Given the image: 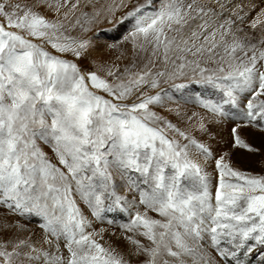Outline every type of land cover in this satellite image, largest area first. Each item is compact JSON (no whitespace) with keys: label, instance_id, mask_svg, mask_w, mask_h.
<instances>
[{"label":"snow or ice","instance_id":"6c2138e0","mask_svg":"<svg viewBox=\"0 0 264 264\" xmlns=\"http://www.w3.org/2000/svg\"><path fill=\"white\" fill-rule=\"evenodd\" d=\"M82 7L88 3H0V207L7 210L0 217L5 234L16 230L0 242V264H132V255L143 257L138 264H264V174L215 158L210 146L153 110L169 82L178 91L197 85L218 94L194 98L213 116L228 118L225 105L245 101L246 123L231 128L232 146L259 153L238 130L264 132V34L257 40L240 27L248 14L233 0H120L105 9L113 26L106 32L123 28L134 59L123 71L95 61L92 70L81 61L91 59L93 39L68 34L76 26L89 31L101 16ZM261 14L252 29L264 23ZM139 53L146 54L142 67ZM213 161L215 185L207 171ZM79 202L101 221L128 214L120 226L133 234L125 236L127 254L95 239ZM22 220L35 222L42 241L20 236Z\"/></svg>","mask_w":264,"mask_h":264},{"label":"rangeland","instance_id":"374dc122","mask_svg":"<svg viewBox=\"0 0 264 264\" xmlns=\"http://www.w3.org/2000/svg\"><path fill=\"white\" fill-rule=\"evenodd\" d=\"M7 3V5H15L17 3L23 5L26 3H30L31 0H0V3ZM75 2V0H72ZM88 3V7H82V10L88 13H93L94 11L101 12V16L98 18L96 22L89 26V31L84 32L79 26H76L71 29L68 33L69 35L84 39V38H92L94 43V48L89 53L91 59L83 60L81 63L84 66L95 70L93 66V61L97 64L103 63L106 66L113 67V70L123 71L125 66L130 65L131 61L134 59V52L132 48V44L130 41H125L124 37L126 36V32L123 28L106 32L108 29H112V25L108 24L104 19L105 9L108 5H118L120 4V0H82L83 3ZM127 3L128 0H125ZM132 3H135V0H131ZM143 2V0H141ZM234 4H241L243 6V11L240 13L244 15L247 13L244 24H241L240 27L244 29L245 32L249 34H254L258 39L261 38V35L264 34V23H260L257 25L256 29L251 28V22L257 18L258 14L261 13V9H264V0H233ZM255 4L256 7H252L251 5ZM95 5V7H93ZM127 9H120L116 12L115 17L113 19L119 18ZM76 15H79V11L76 12ZM228 15V13H226ZM260 20L264 21V14L260 15ZM0 23H4L3 17H0ZM13 30L14 29H9ZM97 34H99V38H97ZM119 41V43H117ZM39 43V41H34ZM115 45V46H113ZM47 50L53 51L50 47L45 46ZM56 54V53H54ZM59 55V54H58ZM145 53H139L137 57V63L139 67H142L146 60L143 59ZM62 58L74 59L70 54H66L62 56ZM159 67V70H163L162 66ZM154 71L156 68L153 69ZM102 78L108 79L112 82V78L108 77L105 72L98 73ZM180 81H177L179 83ZM161 88L163 89V93H167L164 98V102L161 106L154 107L153 110L156 111L159 115L166 117L173 124L179 127L182 131L187 132L191 136H194L200 142L210 146L212 151L215 154V158H219L220 156H224L225 161L229 162L232 167L237 168L241 171H246L251 174H264V132H260L257 129L249 126L248 128H242L238 131L240 135L247 143L250 145L257 147L260 149V152L257 154L248 153L246 150L234 148L233 138L231 136V128L235 126L236 123H246V121L242 120L241 117L243 113L241 112V108L244 107L245 101H241V108H230V106L225 105V108L228 109V118L213 116L211 113L207 112L202 107L198 106L197 103L194 102V98L199 94L203 93L204 95H218L215 93H211L210 89L202 88L197 85H189V89L187 92L178 91L171 86V82L162 83ZM160 91V89L156 90H148V94H155V92ZM162 93V95H163ZM104 95V93H99ZM107 98V97H106ZM260 99H264V97H260ZM201 122L205 125L206 131L200 130ZM169 138L180 139L178 136H175L174 133H168ZM182 143L185 141H181ZM46 152H49L51 155L50 149L45 147ZM228 153V155H225ZM201 162L202 158H201ZM215 163L211 162L207 171L212 174V183L216 184L218 179V174L214 171ZM119 183V181H117ZM214 191V189H213ZM120 195H127L129 200H132V194L128 193L126 189L121 187L119 189ZM138 204V198L136 200ZM80 203V207L84 211V214L88 217V219L92 222L91 228L87 229L88 231H95L99 233L95 237L104 247H114L117 251L127 254L128 250L131 246L128 244L125 236H131L132 233H126L121 230V225L128 222L129 217L127 213H109L105 216L104 220H97L91 216L90 211L87 207L82 203ZM139 210L143 213L145 211L143 205H139ZM7 210L0 207V212H6ZM132 214H135L136 209L130 210ZM148 215L153 218H159L156 216L154 212L149 211ZM115 217L114 223H108L107 221ZM13 223L16 220H20V217L10 216L8 217ZM25 223L26 230L20 233V236L27 237L31 236L33 233V239L37 241H42V232L36 226L35 222L21 221ZM4 224V218L0 217V242H3L7 239L13 238V233L16 231L15 229L8 230L5 234L2 225ZM103 230V231H101ZM141 240L142 243H147L142 237H136ZM251 243V242H250ZM39 246V244H38ZM227 246V245H223ZM45 247H47L45 245ZM209 253L217 260L219 257L216 255L215 251L212 249H208ZM143 257H136L135 255L131 256L132 264H138L139 260H142ZM220 264H225V262L221 261Z\"/></svg>","mask_w":264,"mask_h":264}]
</instances>
